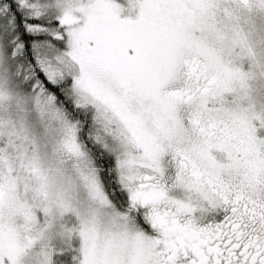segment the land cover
<instances>
[{
    "label": "snow or ice",
    "instance_id": "1",
    "mask_svg": "<svg viewBox=\"0 0 264 264\" xmlns=\"http://www.w3.org/2000/svg\"><path fill=\"white\" fill-rule=\"evenodd\" d=\"M0 264H264V0H0Z\"/></svg>",
    "mask_w": 264,
    "mask_h": 264
}]
</instances>
